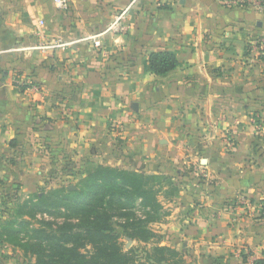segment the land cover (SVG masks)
Wrapping results in <instances>:
<instances>
[{
  "label": "crops",
  "instance_id": "1",
  "mask_svg": "<svg viewBox=\"0 0 264 264\" xmlns=\"http://www.w3.org/2000/svg\"><path fill=\"white\" fill-rule=\"evenodd\" d=\"M263 39L264 12L221 0H0V201L99 164L178 177L202 155L165 243L188 264H264ZM160 50L179 66L157 76ZM15 251L0 242V264Z\"/></svg>",
  "mask_w": 264,
  "mask_h": 264
},
{
  "label": "trees",
  "instance_id": "2",
  "mask_svg": "<svg viewBox=\"0 0 264 264\" xmlns=\"http://www.w3.org/2000/svg\"><path fill=\"white\" fill-rule=\"evenodd\" d=\"M149 63L157 76L179 66L175 53L162 50L152 51ZM163 179L161 174L99 164L78 184L44 186L18 202L0 242L21 248L36 258L35 264H139L136 248L124 249L125 236L152 245L144 248L141 264H188L183 252L162 244V236L149 227L162 220ZM166 182L171 190L165 196H177L179 189ZM138 209L144 214L138 215ZM117 215L122 232L115 227Z\"/></svg>",
  "mask_w": 264,
  "mask_h": 264
},
{
  "label": "rangeland",
  "instance_id": "3",
  "mask_svg": "<svg viewBox=\"0 0 264 264\" xmlns=\"http://www.w3.org/2000/svg\"><path fill=\"white\" fill-rule=\"evenodd\" d=\"M201 157H202V155H198L197 159L195 158V163L193 165L194 169H192L191 171L190 170H184V171H182V173L180 175H178V177L171 175V174H174V175L176 174V170L178 169L177 166L172 167L175 169L166 167V170H165L166 172H164V173H158V172H148V173L161 174L164 178L163 179L164 180V189L163 190L167 191V192H168V190H171V187L169 186L168 182H166V181L171 180L172 183L174 184V186H176L179 189V194H180V184H182V183L186 187L187 190H190L188 187L189 186L188 181L191 182L193 180L192 175L194 173L198 174L194 178H199L200 182L207 181L208 176L205 175L207 170L204 169L206 164L200 160ZM117 167H119V166H117ZM196 167H197V169H196ZM120 168H122V167H120ZM126 169L137 170V171L140 170V171L147 172L146 170L139 169L135 166H130L129 168H126ZM173 170H175V171H173ZM171 171H172V173L170 174ZM214 174H215V176H214ZM213 177L215 178L214 179L215 181L220 180V176H218L216 173H213ZM80 178H75L73 180H69V181H67V183H69L71 181V182H74L75 184H78V182L80 181ZM180 179L183 180V182H180ZM164 191L159 196V198L163 202V206H164L163 210L161 211V214L158 215L159 218L162 220L159 222L151 223L149 225V227L152 228L154 231H156L157 234L162 236V244L169 245V244L165 243V241L167 240L168 234L166 232H163L164 226L161 224L168 222L167 216L172 214V212H173V206L168 205L169 201H172V202L177 201L178 202V200H176V198L179 196V194L177 196H173L172 194L165 196ZM10 194L11 193H9V195ZM22 200H24V199L21 196L17 200H11L10 201L8 199L6 201H4V200L0 201V232L3 231V227H4L5 222H7L11 218H15V216L17 214V209H18L17 208L18 202H21ZM137 213H138V215L144 214L141 209H138ZM46 217L50 218L51 216L46 215ZM51 218H54V217L52 216ZM121 222H122L121 217L119 215H117L115 217V227L119 232L123 231V228L120 225ZM6 243H8V242H6ZM122 243H123L124 249L126 251L129 250L132 246H134L136 248L137 260H138L139 264H141V262L144 261V259H143V256L145 254V252L143 251L144 248H146V247L151 248V246H152L151 244H147L145 242H140V241H133L131 246H128L129 239H127L125 236L122 237ZM169 246H172V245H169ZM15 247L19 251V253H18V251H15L19 254V257L17 256L16 261L12 262V264H35V260H36L35 257H33L31 255L26 256L24 251L21 248H19L17 246H15ZM5 264H7V263H5Z\"/></svg>",
  "mask_w": 264,
  "mask_h": 264
},
{
  "label": "built area",
  "instance_id": "4",
  "mask_svg": "<svg viewBox=\"0 0 264 264\" xmlns=\"http://www.w3.org/2000/svg\"><path fill=\"white\" fill-rule=\"evenodd\" d=\"M55 3L58 5L61 9H68L71 5V0H54ZM221 3L229 8L234 7H242V8H248L257 12H264V0H221ZM95 46H101L102 42L100 39H96L94 41ZM257 49L259 50L260 55H264V39L260 42V44L257 46ZM22 85H25L31 89H37V83L34 82V80L26 79L24 82H22ZM241 200L243 202L246 201V196L242 195L240 196Z\"/></svg>",
  "mask_w": 264,
  "mask_h": 264
},
{
  "label": "water",
  "instance_id": "5",
  "mask_svg": "<svg viewBox=\"0 0 264 264\" xmlns=\"http://www.w3.org/2000/svg\"><path fill=\"white\" fill-rule=\"evenodd\" d=\"M202 162L206 164L208 162V159L207 158H203V161ZM132 242H133V240L132 239H129L128 246H131Z\"/></svg>",
  "mask_w": 264,
  "mask_h": 264
}]
</instances>
